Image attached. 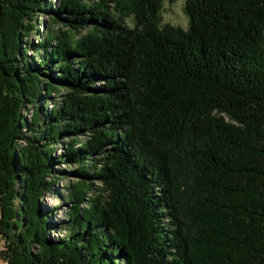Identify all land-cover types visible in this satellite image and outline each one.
<instances>
[{"label": "trees", "instance_id": "obj_1", "mask_svg": "<svg viewBox=\"0 0 264 264\" xmlns=\"http://www.w3.org/2000/svg\"><path fill=\"white\" fill-rule=\"evenodd\" d=\"M161 8L0 0V264H264V0Z\"/></svg>", "mask_w": 264, "mask_h": 264}, {"label": "rangeland", "instance_id": "obj_2", "mask_svg": "<svg viewBox=\"0 0 264 264\" xmlns=\"http://www.w3.org/2000/svg\"><path fill=\"white\" fill-rule=\"evenodd\" d=\"M49 2L52 4H56L58 0H49ZM184 5H185V0H162V8L158 18L159 26L162 27L165 25H169L185 30L188 25V20L184 14ZM42 19L45 20L46 23L45 25L49 26L48 17L45 15L44 18ZM42 19H39L38 21L40 33H42V29H41ZM125 23L129 27L133 26V22L130 18L125 19ZM58 204L61 205V201L56 197L46 198L44 201V206L46 207L56 206ZM63 216H64V208H61V211L57 215H55V219H62ZM1 247L2 245L0 243V249Z\"/></svg>", "mask_w": 264, "mask_h": 264}]
</instances>
